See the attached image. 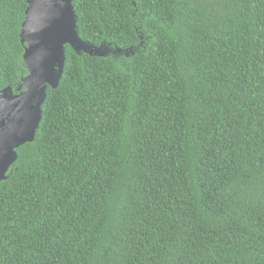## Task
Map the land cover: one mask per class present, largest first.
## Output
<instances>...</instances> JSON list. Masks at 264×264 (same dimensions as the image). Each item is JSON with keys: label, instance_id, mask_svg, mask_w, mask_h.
I'll return each mask as SVG.
<instances>
[{"label": "trees", "instance_id": "16d2710c", "mask_svg": "<svg viewBox=\"0 0 264 264\" xmlns=\"http://www.w3.org/2000/svg\"><path fill=\"white\" fill-rule=\"evenodd\" d=\"M72 4L101 55L64 46L0 181V264H264V0ZM27 5L0 0V90Z\"/></svg>", "mask_w": 264, "mask_h": 264}, {"label": "water", "instance_id": "95a60500", "mask_svg": "<svg viewBox=\"0 0 264 264\" xmlns=\"http://www.w3.org/2000/svg\"><path fill=\"white\" fill-rule=\"evenodd\" d=\"M23 60L27 75L13 94L0 90V181L17 158L16 149L32 141L39 125L47 86L57 87L65 61V44L76 52L101 55V48L88 49L76 30L72 0H28L21 24Z\"/></svg>", "mask_w": 264, "mask_h": 264}, {"label": "rangeland", "instance_id": "374dc122", "mask_svg": "<svg viewBox=\"0 0 264 264\" xmlns=\"http://www.w3.org/2000/svg\"><path fill=\"white\" fill-rule=\"evenodd\" d=\"M19 85H20V84H19ZM19 85H18V86H19ZM16 87H17V86H16ZM16 87H15V90H16ZM22 88H23V87H22ZM22 90H24V88H23V89L20 88L19 90H16V92L13 91V94H18V93H20Z\"/></svg>", "mask_w": 264, "mask_h": 264}]
</instances>
